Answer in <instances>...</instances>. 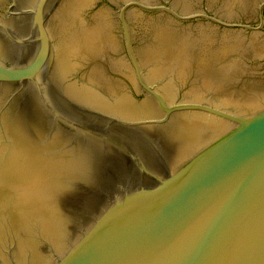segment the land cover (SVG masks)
Segmentation results:
<instances>
[{
  "label": "water",
  "instance_id": "water-1",
  "mask_svg": "<svg viewBox=\"0 0 264 264\" xmlns=\"http://www.w3.org/2000/svg\"><path fill=\"white\" fill-rule=\"evenodd\" d=\"M0 160L50 264H264V0H0Z\"/></svg>",
  "mask_w": 264,
  "mask_h": 264
},
{
  "label": "rangeland",
  "instance_id": "rangeland-1",
  "mask_svg": "<svg viewBox=\"0 0 264 264\" xmlns=\"http://www.w3.org/2000/svg\"><path fill=\"white\" fill-rule=\"evenodd\" d=\"M92 219L59 207L22 164L0 160V264H50Z\"/></svg>",
  "mask_w": 264,
  "mask_h": 264
}]
</instances>
